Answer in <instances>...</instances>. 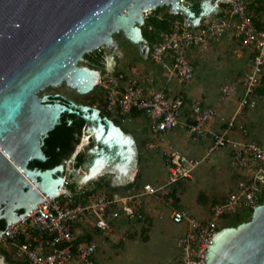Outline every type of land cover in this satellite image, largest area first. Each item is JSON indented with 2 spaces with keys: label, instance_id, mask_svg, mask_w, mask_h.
<instances>
[{
  "label": "water",
  "instance_id": "water-1",
  "mask_svg": "<svg viewBox=\"0 0 264 264\" xmlns=\"http://www.w3.org/2000/svg\"><path fill=\"white\" fill-rule=\"evenodd\" d=\"M0 0V221L5 229L55 197L65 167L33 171L31 161H47L42 142L59 125L63 114L88 123L82 130L69 180L86 182L96 174L115 173L113 187L127 183L136 171L137 148L97 108L55 96L40 97L49 87L65 84L83 95L94 90L99 72L80 66L86 54L117 49L123 36L147 56L143 38L144 11L168 7L182 13L185 25L217 14L216 4L229 0ZM199 11H195V5ZM113 59V57H111ZM62 101H66L63 104ZM71 124V121H69ZM133 141H132V139ZM79 165L85 172L77 173ZM205 264H264V202L252 218L213 237Z\"/></svg>",
  "mask_w": 264,
  "mask_h": 264
},
{
  "label": "built area",
  "instance_id": "built-area-1",
  "mask_svg": "<svg viewBox=\"0 0 264 264\" xmlns=\"http://www.w3.org/2000/svg\"><path fill=\"white\" fill-rule=\"evenodd\" d=\"M188 2L183 1V4ZM257 0H229L216 4L217 14L199 21L193 27L185 25L186 17L171 10L174 16H183V22L174 23L171 32L154 45L147 41L145 61L160 66L167 76V83L178 80L187 85L194 80L195 69L188 57L194 48L231 34L250 51V67L247 76L238 82L224 85L221 100L227 101L241 89L238 111L228 118H220L219 112L195 99L192 104L180 95L171 96L164 87L156 86L152 73L139 65L127 72L110 69L106 58L105 74L99 72L95 88L104 92L105 112L115 116L133 113L146 115L153 138L150 150L162 147L166 135L185 130L193 141L204 138L210 143L201 158H192L179 150L165 148L166 183L159 188L146 186V193L154 195L166 188L191 180L212 153L230 150L240 170V178L224 200L214 203L208 217L197 218L185 210H172L170 221L182 229L178 239L180 257L176 264H205L208 247L221 230L220 224L237 215L253 213L264 199V143L246 139V130L238 127L237 117L244 109L256 106L254 96L264 87V10L256 15L252 6ZM153 11H144L145 20ZM105 48L95 52L101 53ZM99 110V109H98ZM214 122H219L218 128ZM236 130L243 136L234 137ZM87 184L75 177H65L54 198L43 202L23 219L13 223L0 238V247L13 249L15 264H95L98 244L80 236L79 228L89 218L96 220L101 232L110 229L109 220L122 212L129 220L141 218L134 196L117 194L100 197L87 194ZM117 211V212H116ZM164 219V216H161Z\"/></svg>",
  "mask_w": 264,
  "mask_h": 264
},
{
  "label": "rangeland",
  "instance_id": "rangeland-1",
  "mask_svg": "<svg viewBox=\"0 0 264 264\" xmlns=\"http://www.w3.org/2000/svg\"><path fill=\"white\" fill-rule=\"evenodd\" d=\"M189 1L191 0H186ZM155 13L161 17L165 13L170 14L171 9L161 7ZM178 21L181 22V19ZM164 34L162 33L160 38ZM114 39L117 47L114 52L110 48H105L101 53L94 51L86 54L80 66L105 74L106 58L116 59L122 72L143 62L154 70V73H159L156 77L158 86L164 73L162 68L151 61H145L140 48L128 41L123 34H116ZM188 57L195 69L194 80L187 85L181 84L178 80L166 83L165 88L170 95L184 97L189 105L193 100L199 99L206 106L215 108L220 118L235 115L241 100V89L225 102L221 100V91L224 85L238 82L247 76L250 67L249 49L236 37L228 34L203 47L194 48ZM57 95L77 105H87L103 111L122 132L132 136L137 148L136 171L127 183L113 187L111 184L115 173H105L85 183L88 188L95 189V196L108 197L114 194L121 197L134 196L132 201L141 215V218L129 220L122 212L116 211L118 214L109 220L110 229L106 232H101L96 227V220L93 218H89L79 228L81 237H89L98 244L95 264H176L181 253L178 239L182 229L170 221L169 215L172 210L180 209L197 218H206L211 206L224 200L228 191L235 188L240 178V170L230 150L223 149L212 153L194 172L191 180L178 184L175 189L166 188L149 195L146 193V186L159 188L166 183L165 148L179 150L188 157L201 158L208 151L210 145L208 138L193 141L185 130H178L166 135L167 142L162 147L150 150L147 146L153 140L148 127L150 119L144 114L115 116L105 112L104 92L100 87L81 95L61 84L39 93L41 98ZM254 99L255 108L244 109L238 115V127L246 130V139L264 143L263 86L257 89ZM214 124L220 125L219 122ZM234 137L237 139L243 137L240 130L235 131ZM73 169V163H67L64 178L69 177ZM78 171L80 174L85 173L80 165ZM98 180H101L100 184ZM161 216H164V219ZM232 219L220 224V229L234 225ZM12 254L11 247L7 249L0 247V264H9L10 259L14 261Z\"/></svg>",
  "mask_w": 264,
  "mask_h": 264
},
{
  "label": "trees",
  "instance_id": "trees-1",
  "mask_svg": "<svg viewBox=\"0 0 264 264\" xmlns=\"http://www.w3.org/2000/svg\"><path fill=\"white\" fill-rule=\"evenodd\" d=\"M194 8L195 11H199L198 4H196ZM252 10L256 15L260 14V12L264 10V0H257V3L252 6ZM155 11L152 12V14L145 20V24L141 28L143 38L147 40L151 46L160 41L162 33L166 34L171 32V29L175 22H177L179 19H181V22H183L184 20L183 16H174L171 13H165L163 16L160 17L157 13H155ZM139 114L140 113H133L132 116H136ZM69 119L74 120L75 123L72 125H68L67 121ZM83 124L84 122L76 121V116L63 114L59 125L55 127V129L49 134V136L45 140L46 145L43 148V151L47 157V161L44 163L38 162L37 166L41 170L52 169L54 167L59 166L63 162V160L71 156L74 151V133ZM83 159L84 157L79 156L77 161L81 162ZM100 181L101 180H98V184H100ZM107 185H109V182H107ZM129 186H131V184H129ZM87 194L94 195L95 189L88 188ZM263 202L264 199L262 203ZM252 214L253 213L237 215L231 221L232 223H234V225L228 227H237L242 223L248 222L252 218ZM4 229V222H0V232ZM86 239L91 240L89 237H87ZM9 264H15V262L10 259Z\"/></svg>",
  "mask_w": 264,
  "mask_h": 264
},
{
  "label": "flooded vegetation",
  "instance_id": "flooded-vegetation-1",
  "mask_svg": "<svg viewBox=\"0 0 264 264\" xmlns=\"http://www.w3.org/2000/svg\"><path fill=\"white\" fill-rule=\"evenodd\" d=\"M48 98H50V99H52L53 101H58L59 99H57L56 97H53V96H47ZM62 103L63 104H66V101H62ZM87 106V105H86ZM90 107V106H89ZM100 111V113H101V115L102 116H105L106 117V115L104 114V112L103 111H101V110H99ZM74 116H76V115H74ZM61 121V120H60ZM69 121H71V124H69ZM76 121L77 122H84V124L80 127V128H78L76 131H75V133H74V136H73V144H74V151H73V153L71 154V156H69V157H67L65 160H63V162L60 164V165H63L64 167H65V165L67 164V163H70V162H68L69 161V159L70 158H72L73 156H74V159H77L78 160V157L80 156L79 155V152H75V150H76V144H77V142L79 141V139H80V134H81V132H82V130H85L86 131V129L88 128V123L86 122V121H84L82 118H80L79 116H76ZM75 122H74V120H71V119H69L68 121H67V124L68 125H72V124H74ZM46 140V139H45ZM45 140H43V142H42V150H43V148L45 147V145H46V143H45ZM44 152V151H43ZM45 154V153H44ZM46 156V155H45ZM37 161H31L29 164H28V168L30 169V170H33V171H37V170H41L38 166H37ZM71 163H73V162H71ZM0 222H3V221H0Z\"/></svg>",
  "mask_w": 264,
  "mask_h": 264
},
{
  "label": "crops",
  "instance_id": "crops-1",
  "mask_svg": "<svg viewBox=\"0 0 264 264\" xmlns=\"http://www.w3.org/2000/svg\"><path fill=\"white\" fill-rule=\"evenodd\" d=\"M120 48V47H119ZM137 66V65H136ZM143 70H145L146 72H149V73H152L153 74V76L155 77V79H156V77L158 76V74L159 73H154V70L152 71L149 67H147V65L146 64H144L143 62H140V65H139ZM110 69H113L115 72H122L123 70H122V68H119V64L117 63V61H116V59H110ZM117 69H119V70H117ZM106 70V69H105ZM163 70V69H162ZM99 71V70H98ZM130 70L128 69L126 72L128 73ZM164 71V70H163ZM156 75V76H155ZM161 75V74H160ZM161 81H160V83H159V85L157 86V84H156V86L157 87H164V86H166V83H167V76H166V72L164 71V73L161 75ZM157 81V80H156ZM212 108V107H211ZM114 124V123H113ZM115 125V124H114ZM116 126V125H115ZM215 126H217V124L215 125L214 124V127ZM219 126H217V127H215V128H218ZM124 133V132H123ZM125 134H127V133H125ZM129 135V134H128ZM132 141H133V139H132ZM134 142V141H133ZM74 170V169H73ZM73 170H71L70 172L72 173V171ZM77 173H80L79 171H77ZM112 174V173H111ZM115 175V174H114ZM76 179H78L77 178V176H76V173H75V176H74ZM95 177H101V175H97V176H95ZM96 178H94V179H91V180H95ZM91 180H88V181H91ZM88 181H86V182H88ZM86 182H84L83 181V183H86Z\"/></svg>",
  "mask_w": 264,
  "mask_h": 264
},
{
  "label": "bare ground",
  "instance_id": "bare-ground-1",
  "mask_svg": "<svg viewBox=\"0 0 264 264\" xmlns=\"http://www.w3.org/2000/svg\"><path fill=\"white\" fill-rule=\"evenodd\" d=\"M131 139H132V138H131ZM96 175H98V174H96ZM96 175H95V176H96ZM94 178H95V177H94ZM94 178H93V179H94Z\"/></svg>",
  "mask_w": 264,
  "mask_h": 264
}]
</instances>
